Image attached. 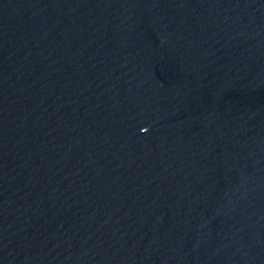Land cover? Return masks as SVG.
Returning a JSON list of instances; mask_svg holds the SVG:
<instances>
[{
    "label": "water",
    "instance_id": "1",
    "mask_svg": "<svg viewBox=\"0 0 264 264\" xmlns=\"http://www.w3.org/2000/svg\"><path fill=\"white\" fill-rule=\"evenodd\" d=\"M0 264H264V0H0Z\"/></svg>",
    "mask_w": 264,
    "mask_h": 264
}]
</instances>
